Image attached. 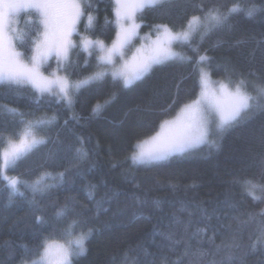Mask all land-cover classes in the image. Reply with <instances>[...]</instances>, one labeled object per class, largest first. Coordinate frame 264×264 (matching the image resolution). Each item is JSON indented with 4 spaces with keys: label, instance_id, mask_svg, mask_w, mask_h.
<instances>
[{
    "label": "trees",
    "instance_id": "1",
    "mask_svg": "<svg viewBox=\"0 0 264 264\" xmlns=\"http://www.w3.org/2000/svg\"><path fill=\"white\" fill-rule=\"evenodd\" d=\"M76 1L68 70L80 61L100 76L70 102L0 82V264H37L74 229L84 246L69 264H264V0H138L141 28L180 33L179 53L127 87L99 57L117 0ZM27 28L24 53L5 34L8 55L30 56L40 27ZM204 71L241 84L246 109L198 146L134 161L140 139L198 100ZM28 127L41 142L7 162Z\"/></svg>",
    "mask_w": 264,
    "mask_h": 264
},
{
    "label": "rangeland",
    "instance_id": "2",
    "mask_svg": "<svg viewBox=\"0 0 264 264\" xmlns=\"http://www.w3.org/2000/svg\"><path fill=\"white\" fill-rule=\"evenodd\" d=\"M155 1L160 0L152 2ZM140 6L138 0L116 1L113 21L114 28L116 26L115 37L107 45H102L99 53L100 60L106 64V71L120 78L126 87L179 53L174 41L181 34L169 26L161 31L142 29L137 15ZM20 7L32 13L20 17L22 23H13L9 13ZM78 10L79 3L76 0H0V82H24L38 94L53 93L59 99L70 102L74 92L98 78L101 72L90 73L80 61H76L68 70L67 60L72 57L71 36ZM198 22L197 19L192 20L188 32ZM33 23L39 25L40 36L30 56L24 59L22 54L16 52L8 55L5 50L7 45L4 44L5 34L11 29L17 31L14 49L24 53L22 34L28 33L27 27ZM201 81L202 90L198 100L180 108L155 133L140 139L134 161L153 162L198 146L208 138L212 122L220 130L246 109L249 95L241 84L216 82L205 71L201 73ZM260 92L264 93V87L260 88ZM41 140L28 127L17 139L6 145V161H15ZM83 246L82 235L74 229L70 242H48L37 264H69L72 250L79 251Z\"/></svg>",
    "mask_w": 264,
    "mask_h": 264
}]
</instances>
